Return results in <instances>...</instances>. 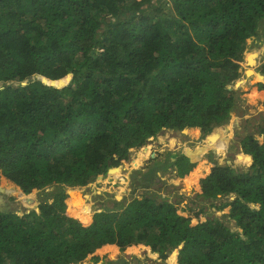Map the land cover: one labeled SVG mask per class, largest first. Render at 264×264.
Instances as JSON below:
<instances>
[{"label":"trees","instance_id":"obj_1","mask_svg":"<svg viewBox=\"0 0 264 264\" xmlns=\"http://www.w3.org/2000/svg\"><path fill=\"white\" fill-rule=\"evenodd\" d=\"M259 36L264 0H0V172L36 192L0 196V264H130L142 246L149 264H264V115L238 140L243 168L193 162L194 146L158 161L187 195L147 191L87 218L73 190L166 129L218 135L244 96L264 101V75L240 71Z\"/></svg>","mask_w":264,"mask_h":264},{"label":"rangeland","instance_id":"obj_2","mask_svg":"<svg viewBox=\"0 0 264 264\" xmlns=\"http://www.w3.org/2000/svg\"><path fill=\"white\" fill-rule=\"evenodd\" d=\"M255 43H259V45L255 46ZM263 54L264 37L259 36L256 41L247 43L243 52L240 71L250 70L256 74H260L257 68ZM250 58L254 60V63L251 65L246 62ZM239 105L236 115L227 124L223 125L222 128H218V135L202 136L199 132L192 133L191 135L189 131L184 133L185 129L189 130L188 127L182 130L166 129L159 133L152 142L143 145L151 146V155L146 159L139 160L137 158L138 150L143 148V146L132 147L129 149V163L120 174L107 175L103 180L92 182L89 186L74 187L73 190L75 192L83 194V198L79 197L83 201L82 205L87 218H90L100 209L101 202L106 206H111L114 199H124L127 201L147 191L161 195L169 194L171 200H174L176 198L175 195H179L181 192L187 195L188 192L185 189L186 178L177 177L175 175L176 170L173 172L168 170L163 171L156 164L158 161H171L175 156L178 158L186 153V148L192 146L204 149L199 155L194 156V158L197 157L196 162L198 164H200L199 162L207 164L216 160L220 164L227 162L232 163L234 167H245L239 160V155L242 152L238 140L242 135L248 133L257 136L258 126L264 115V101L251 92L241 99ZM133 149L137 152L132 151ZM150 149L146 151L149 152ZM152 173L157 178L152 176ZM8 189L12 190L8 191ZM91 193L99 194V196L94 198L92 197L94 195ZM107 195L114 198L108 200ZM0 196L5 199L13 197L21 201L22 205V197H25L23 200H25L26 204H29L36 198V192L25 196L19 186L4 179L0 172ZM203 204L206 206L208 214L223 219L231 230L241 231V228L233 219L220 215L208 202L203 201ZM123 255L129 260L130 264H149L154 257V253L146 246L136 247L133 252H126ZM171 261L172 259L169 257L166 264H170Z\"/></svg>","mask_w":264,"mask_h":264},{"label":"water","instance_id":"obj_3","mask_svg":"<svg viewBox=\"0 0 264 264\" xmlns=\"http://www.w3.org/2000/svg\"><path fill=\"white\" fill-rule=\"evenodd\" d=\"M250 60H251V64H253V63H254V60H253L252 58H250ZM251 72H252V71H251ZM257 75H264V74H261V73L258 74V73H257ZM35 78L40 79V80H43L42 77H40V76H38V75H35L34 77H31V79H28V80H26V81H22L21 84H22V85H25V84L27 83V81L34 80ZM183 129H184V128H183ZM145 148H146V147L143 146V150H145ZM184 155H189V154L185 153ZM176 158H177V156H176L173 160H171V161H174ZM191 161L195 162L196 160H195L194 158L191 157ZM215 202L218 203L219 200H218V201H215Z\"/></svg>","mask_w":264,"mask_h":264},{"label":"bare ground","instance_id":"obj_4","mask_svg":"<svg viewBox=\"0 0 264 264\" xmlns=\"http://www.w3.org/2000/svg\"><path fill=\"white\" fill-rule=\"evenodd\" d=\"M187 128V127H186ZM138 154H139V151H138ZM195 160H197V157L194 158Z\"/></svg>","mask_w":264,"mask_h":264}]
</instances>
